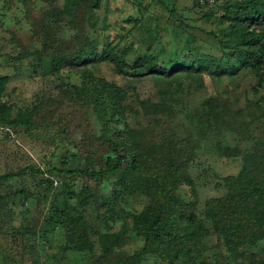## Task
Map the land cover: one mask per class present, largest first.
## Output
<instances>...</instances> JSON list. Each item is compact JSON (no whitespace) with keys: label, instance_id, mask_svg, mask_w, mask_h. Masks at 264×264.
<instances>
[{"label":"rangeland","instance_id":"1","mask_svg":"<svg viewBox=\"0 0 264 264\" xmlns=\"http://www.w3.org/2000/svg\"><path fill=\"white\" fill-rule=\"evenodd\" d=\"M242 1L0 0V116L33 123L0 122V177L16 175L0 183V264H182L144 249L140 229L157 212L149 196L129 198L112 177L65 173L103 167L111 142L129 137L128 124L135 135L127 140L140 139L142 155L164 138L179 144L177 193L195 213L196 243L203 241L194 251L197 264H235L217 245L207 209L229 203L237 186L231 178L246 164L250 179L264 175V159H253L264 149V74L243 69L238 54L232 57L237 71L221 75L210 66H227L245 26L264 31V22L226 18ZM93 41L97 53L106 46L139 69L151 48H164L166 60L191 62L171 75L137 78L107 60L76 63L78 52L91 54ZM96 99L118 110L105 118L109 136ZM27 168L35 172L23 173ZM20 191L27 196H16ZM84 204L88 219L78 217ZM60 206L67 211L64 226L51 232L48 220ZM72 242L83 251L62 249ZM254 249L258 257L242 264H264V240Z\"/></svg>","mask_w":264,"mask_h":264},{"label":"trees","instance_id":"2","mask_svg":"<svg viewBox=\"0 0 264 264\" xmlns=\"http://www.w3.org/2000/svg\"><path fill=\"white\" fill-rule=\"evenodd\" d=\"M98 4L99 0L93 2V6ZM232 8H235L234 11L226 17L230 20L257 24L264 22V0H243L240 5L235 4ZM249 29L248 25L245 26L238 34L236 48L230 47L232 53L226 58L227 66L221 61L211 63L210 68L213 69V72L227 75L230 71H237V66L233 63L232 57L238 54V59L241 58V55L244 57L241 63L243 69L249 68L259 75L264 74V31ZM160 41L161 38H157L155 43ZM99 42L103 44L101 41ZM91 45V50L93 49L91 54L78 52L76 63L95 59L98 61L107 60L112 62L119 72L134 78L146 74L171 75L176 70L188 69L191 62V60H185L181 63V60L178 61L173 58L166 60L162 56L165 51L164 48H161L158 53L151 48L146 54L143 68L139 69L138 66L128 65L118 57H113L106 46L105 51L97 53V44L93 41ZM167 48H169L168 45ZM225 48L229 49V47ZM190 52L191 50L186 54L187 57L191 56ZM192 63L195 64L196 61L193 60ZM260 82H263V80ZM96 100L98 101V119L104 122L102 124V126H105L104 134L109 136L110 131L108 128L111 123L108 120L107 122L105 118L107 116L115 117L118 110L112 104V106H108V103L100 99ZM119 115H123L122 112ZM0 122L12 126L33 127V123L27 119L8 121L0 116ZM125 129L129 137L131 134L135 135L134 127L131 124L125 125ZM117 132L118 135L121 133L118 130ZM128 138L124 140L118 138L121 142H118V140L111 142L112 153L105 155L104 165L100 169H72L65 173L70 176L79 175L93 179L112 177L117 180L116 186H121L126 190L130 195L129 198L134 192L149 196L154 201L153 204L157 212L140 229L145 251L156 248V255L172 263L197 264L198 253L194 255V251H198L202 247L203 241L200 239L196 243L200 232L197 228L194 229L195 213L193 210L191 211V206L185 203L177 193L182 172V168L178 164L182 157H173V153L177 150L179 144L175 139L164 138L161 146L153 142L149 146L146 155H142L141 150L144 148H142L141 140H127ZM131 146L136 147V149H132ZM168 149L171 150V153ZM257 158L264 159V149L256 151L253 159ZM247 166L246 164V167L243 168L240 177L231 178L237 186L235 188L232 186L229 192V203L219 205L218 202V205L211 204L207 209V215L212 217L217 225L215 227L217 245H223L235 264H242L243 261L252 257V259H256L258 257L257 253L252 251L264 240V175L262 176L261 172L258 177L250 179ZM34 172L33 169L27 168L23 173L31 174ZM14 178H16V175H5L0 177V183L10 182ZM112 188L113 192H118L117 188L114 186ZM27 194V191H20L16 193V196L23 198ZM215 200L217 202V199ZM62 208L61 206L56 208L48 220L51 232H55L56 228L64 226L67 211ZM87 209V206L86 209H79L78 217L90 218ZM72 243L75 244V242ZM76 245L66 244L62 246V249L66 252H82L83 249ZM254 264L256 263L254 262Z\"/></svg>","mask_w":264,"mask_h":264}]
</instances>
